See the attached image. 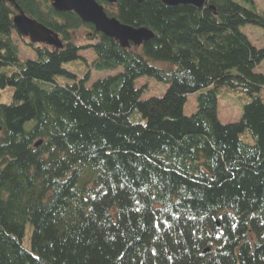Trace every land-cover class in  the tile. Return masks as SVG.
Instances as JSON below:
<instances>
[{
	"label": "trees",
	"instance_id": "16d2710c",
	"mask_svg": "<svg viewBox=\"0 0 264 264\" xmlns=\"http://www.w3.org/2000/svg\"><path fill=\"white\" fill-rule=\"evenodd\" d=\"M15 1L63 46L21 36L15 5L0 1V96L13 88L0 101V264H264V47L241 28H264V10L97 0L154 34L122 47L52 0ZM17 38L35 58L21 60ZM91 48L92 68L116 72L55 81ZM144 75L166 93L143 99ZM222 85L248 97L236 122L218 118Z\"/></svg>",
	"mask_w": 264,
	"mask_h": 264
},
{
	"label": "rangeland",
	"instance_id": "374dc122",
	"mask_svg": "<svg viewBox=\"0 0 264 264\" xmlns=\"http://www.w3.org/2000/svg\"><path fill=\"white\" fill-rule=\"evenodd\" d=\"M255 5L259 10H264V0H254ZM242 30L248 35L251 42L258 46L264 47V28L259 25L247 23L243 25ZM88 30L82 28L75 33L78 42H83L88 36ZM84 39V40H83ZM19 46V56L21 60L28 58H35V51L27 45L24 41L17 38ZM135 46V45H132ZM138 47V46H135ZM81 56L73 61L64 64V67L72 74H60L55 77V81L60 84L72 83L77 79L86 78L87 85H90L93 81L100 77L107 76L108 74L116 71H101L92 68L91 61L95 57L94 49L81 50ZM157 64H165L163 62H156ZM257 71L264 73V60L257 67ZM137 87H143L142 98H149L153 96H162L166 93L168 85L164 82H160L151 76H141L136 80ZM203 90V89H202ZM199 92H191L187 96V101L184 105V113L190 115L198 109V97ZM262 96L264 100V87L262 89ZM13 88L11 86L1 92L0 101L8 103L12 100ZM218 105L217 114L218 118L225 123L238 121L243 112V105L247 102L248 97L240 90H235L229 86L222 85L218 87L217 91ZM32 233V226L27 225L24 235L23 244L26 248L30 247V236Z\"/></svg>",
	"mask_w": 264,
	"mask_h": 264
},
{
	"label": "water",
	"instance_id": "95a60500",
	"mask_svg": "<svg viewBox=\"0 0 264 264\" xmlns=\"http://www.w3.org/2000/svg\"><path fill=\"white\" fill-rule=\"evenodd\" d=\"M15 5L17 13L14 16L16 31L23 37H28L31 43H44L56 48H62L63 43L58 33L48 28L38 20L27 15L15 0H0ZM115 2L116 0H107ZM143 2L144 0H137ZM167 5L193 4L203 7L206 0H161ZM53 7L60 12L74 11L85 23H90L95 30L117 40L122 47L140 46L151 39L154 34L147 27H134L122 23L116 17L109 16L102 4L97 0H52Z\"/></svg>",
	"mask_w": 264,
	"mask_h": 264
}]
</instances>
